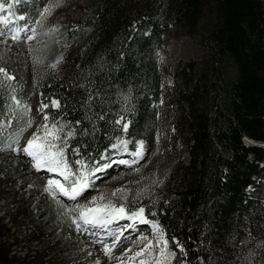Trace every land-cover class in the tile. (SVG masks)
Listing matches in <instances>:
<instances>
[{"label":"trees","instance_id":"trees-1","mask_svg":"<svg viewBox=\"0 0 264 264\" xmlns=\"http://www.w3.org/2000/svg\"><path fill=\"white\" fill-rule=\"evenodd\" d=\"M43 1L48 6L55 0ZM85 5L80 17L53 26L60 28L67 72L62 80L51 65L37 74V100L48 105L55 123L76 124L74 144L89 163L102 160L119 138L132 149L140 140L153 147L163 34L171 28L197 34L203 59L178 73L183 90L176 137L184 139L189 162L164 172L151 190L111 201L129 213L143 207L176 240L174 251L183 248L181 264H264V204L253 197L264 189V147L253 145L264 143V0H88ZM14 8L34 23L42 11L22 0ZM12 44L21 54L29 48ZM0 51V67L14 77L6 81L0 75V116H13L11 97L25 102L34 78L25 62L13 61L1 45ZM54 99L58 108L52 107ZM14 221L5 223L0 216V264H58L46 251L17 256ZM33 240L40 242V235Z\"/></svg>","mask_w":264,"mask_h":264},{"label":"rangeland","instance_id":"rangeland-1","mask_svg":"<svg viewBox=\"0 0 264 264\" xmlns=\"http://www.w3.org/2000/svg\"><path fill=\"white\" fill-rule=\"evenodd\" d=\"M28 1L33 2L36 6L38 2V5L42 6V10L46 7L43 0ZM87 1L60 0V6L55 7L51 14L42 21V24L38 25L37 28L32 24L35 29L34 34L32 25L22 24V20H16V16H19L20 12L11 16L8 12L0 13V16H7L9 19L8 24L0 23V45L3 53L12 52L10 56L14 59L13 61L25 62L26 69L34 78L31 80V87L33 88L29 90L31 92L27 94V100L21 102V108L15 111L14 124L12 125V116H0V125H2L0 127V141L5 145L16 138L19 129L26 126L25 121L27 119L33 121L32 125L27 127V130L19 136V143L13 145L17 151H0V216H3L4 222L8 224L15 220L12 233L18 239V244L14 248V253L17 256L23 257L29 252L46 251L58 264H140L141 260L152 259L147 253L143 256H136V253L141 252L148 242L141 240V237H147L153 242L152 256L158 255L160 245L158 244V233L151 226L153 222L145 225L141 232L128 231L125 234V228L117 227L119 222L115 220L112 222L111 231L107 233L111 237L105 243H101L96 241L97 238L95 239L91 234L90 225L84 226L80 222L81 228L77 230L76 225L69 218V215L75 218V212L66 213L68 209L78 205H91L93 200H96L97 204L108 203L114 198L128 200L136 193L151 190L150 186L155 180L158 181L164 172H169L171 169L179 168V165H185L189 162L188 148L184 139L176 137L179 133L176 129V123L181 112L179 93L183 90V81L178 73L185 65L200 62L204 56V48L201 44V38L197 34L190 35L179 28H171V34H163L162 47L157 51L158 62L164 69L158 94L161 101H155L152 104L156 111V140L153 147H150L145 140L138 141L136 150H141L142 144V151L145 154L143 159L134 155H132L133 158L125 157L127 154L123 152L122 155L125 157H122L123 161H128L131 164L127 163L125 165L128 166L121 167L115 163L103 173L96 171L95 175L89 178V186L84 189V193L76 201H70L67 197L57 194V200L64 206L61 208L60 204L44 191L50 178L64 183L61 176L44 169L37 171L33 167L31 158L25 156L20 149L27 145V141L35 133L39 132L40 126L45 123L44 115L49 117V125L53 124L48 108H44L40 104L33 90L37 87V74L48 66L55 65L58 77L64 80L66 76L67 64L64 59L65 55L61 51L63 42L57 38L60 28L53 26L59 23L67 24L80 17ZM17 28L23 29L20 32L19 41L21 42L19 44L24 45L25 48L29 47L23 51V54L15 52L18 50H14V44H12L14 42H10L11 35ZM28 36H33V38L27 39ZM23 105H28L31 109L27 115L23 114ZM58 126L63 127V132L60 133L62 139L66 138L67 142H70L65 152L69 166L74 173L79 175L77 169L80 168V165L76 161L82 160L77 158L78 154L73 151L72 145L79 129L77 126L71 127L67 123ZM68 132L73 133L70 138L66 137ZM81 136L78 135V137ZM126 141L124 138L117 139L112 151L125 150L121 148L120 144L129 146V141ZM252 143V140H247V144ZM113 154L106 153L104 159L111 157L113 159L111 161L115 162ZM84 164L90 170L99 169L87 162ZM261 183L264 184V178L260 181ZM65 184L67 186V182ZM120 189L125 191H118ZM253 197L258 199L256 200L257 203L264 204V189L261 192L255 191ZM34 234L40 235V242L33 240ZM163 234L168 241V249L174 251L172 248L174 244L171 242L169 233L166 231ZM114 243L115 245L122 243L123 247L115 250L113 248ZM105 247L111 249L110 254L105 253ZM174 252L176 255L172 264H181L179 251Z\"/></svg>","mask_w":264,"mask_h":264},{"label":"snow or ice","instance_id":"snow-or-ice-1","mask_svg":"<svg viewBox=\"0 0 264 264\" xmlns=\"http://www.w3.org/2000/svg\"><path fill=\"white\" fill-rule=\"evenodd\" d=\"M16 3H19V0H0V13L8 12L9 15H14L12 9ZM60 6V0H55L54 3L48 4V6L44 7L43 10L39 14V19L35 22L36 24H42L47 16H49L52 10L55 7ZM25 17L23 15L16 16V20H24ZM9 19L7 16H0V23L8 24ZM23 29L17 28L11 35L13 40H18L20 36V32ZM33 34L35 33V29H32ZM33 36H28L27 39H32ZM55 67V65H53ZM0 75L6 81H12L14 79L4 68L0 67ZM3 85V81H0V86ZM13 101V107L10 108V112L13 114L12 118H15V110L21 108V102L15 97H11ZM52 106L59 107L58 100L51 101ZM44 108H47L48 105H43ZM31 112V109L28 105H23V114L27 115ZM45 123L40 126L39 132L35 133L28 141L27 145L24 146L20 151L27 157H30L33 161V167L40 171L42 169L54 173L63 177L64 181L67 182V186L65 183H62L60 180L49 179L47 182V186L44 188V191L48 193L49 196L52 197L54 201L60 204L61 208H63V204L57 200V194L67 197L69 200H76L77 197L89 186V178L92 175H95L96 171H100V169L90 170L84 164L83 161H76L77 164L80 165V168L77 169V173H74L72 168L69 166L67 158L65 156L67 145V139H62L60 133L63 132V127L58 126L53 123L49 125L48 120L49 117L44 115L43 117ZM121 121H116V123H120ZM33 121L31 119H27L25 121V127H21L19 131L16 133V138L12 139L10 143L3 144L0 141V151H17L13 145L19 143V136L27 130V127L32 125ZM2 127V125H0ZM127 124H123L122 128L124 131H127ZM73 135L72 132H68L66 137L70 138ZM59 141V143H58ZM115 147V145H114ZM142 144L140 146L141 150H137L132 153V155L136 157L142 156ZM75 153H79L78 149L73 150ZM120 163L127 164V161L121 160ZM118 191H125L120 189ZM115 195V193H113ZM72 212L76 213V217L72 218L69 215L72 223L76 225L77 230H80L81 223L84 226H92V227H106L108 224H111L115 220L119 219H130V220H139L141 223H150L144 217L145 209L140 207L137 210L129 213L126 211L124 205H115L111 201H108L106 204H97L96 200L91 202V205L87 206H76L74 208L68 209L66 214H70ZM154 215V213H153ZM79 221V222H78ZM153 230L158 233V244L160 245L158 249V255L153 257V242L148 240L147 237H141V240H147V244L141 252H137L136 256H143L145 253L148 254L149 257H152L151 260L145 261L141 260L140 264H172V260L175 258V252L168 249V241L165 239L162 230L160 229L157 223H152ZM86 230V229H85ZM183 251V248L180 249ZM111 249L105 247V253L110 254Z\"/></svg>","mask_w":264,"mask_h":264},{"label":"bare ground","instance_id":"bare-ground-1","mask_svg":"<svg viewBox=\"0 0 264 264\" xmlns=\"http://www.w3.org/2000/svg\"><path fill=\"white\" fill-rule=\"evenodd\" d=\"M125 139V138H124ZM127 142V141H126ZM127 145V144H126ZM132 146V145H131ZM130 146V147H131ZM122 154H123V152H122ZM121 154V155H122ZM126 154V153H125ZM52 174H54V173H52ZM50 179H52V178H50ZM118 225H117V227H119L120 226V222L119 223H117ZM127 224H129V223H127ZM108 229H111V227H112V223L111 224H108L107 226H106ZM105 227H103V229H104ZM128 233V230H126V232H125V234H127ZM123 247V244L122 243H118L115 247H114V249L115 250H119V249H121Z\"/></svg>","mask_w":264,"mask_h":264}]
</instances>
